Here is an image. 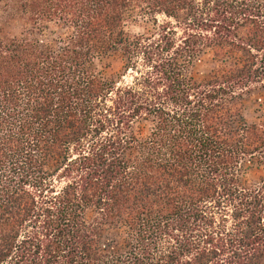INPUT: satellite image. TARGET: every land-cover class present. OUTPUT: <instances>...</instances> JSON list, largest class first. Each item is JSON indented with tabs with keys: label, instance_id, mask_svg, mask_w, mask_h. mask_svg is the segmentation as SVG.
<instances>
[{
	"label": "trees",
	"instance_id": "16d2710c",
	"mask_svg": "<svg viewBox=\"0 0 264 264\" xmlns=\"http://www.w3.org/2000/svg\"><path fill=\"white\" fill-rule=\"evenodd\" d=\"M258 90L264 0H0V264H264Z\"/></svg>",
	"mask_w": 264,
	"mask_h": 264
},
{
	"label": "rangeland",
	"instance_id": "374dc122",
	"mask_svg": "<svg viewBox=\"0 0 264 264\" xmlns=\"http://www.w3.org/2000/svg\"><path fill=\"white\" fill-rule=\"evenodd\" d=\"M125 63L124 56L120 53H112L102 57L97 62V66L104 75L111 76L122 73ZM216 66L217 63L209 55H204L201 61L195 64L193 72L197 77H207ZM245 116L250 122L264 119V90H258L246 99Z\"/></svg>",
	"mask_w": 264,
	"mask_h": 264
}]
</instances>
